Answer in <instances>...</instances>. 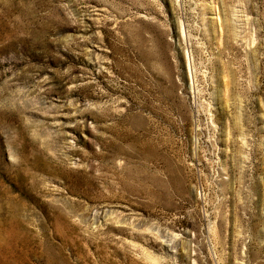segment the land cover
<instances>
[{
    "label": "rangeland",
    "instance_id": "374dc122",
    "mask_svg": "<svg viewBox=\"0 0 264 264\" xmlns=\"http://www.w3.org/2000/svg\"><path fill=\"white\" fill-rule=\"evenodd\" d=\"M0 264H264V0H0Z\"/></svg>",
    "mask_w": 264,
    "mask_h": 264
}]
</instances>
